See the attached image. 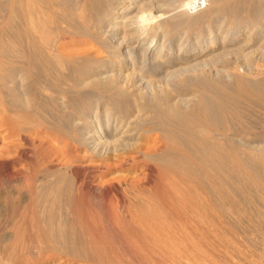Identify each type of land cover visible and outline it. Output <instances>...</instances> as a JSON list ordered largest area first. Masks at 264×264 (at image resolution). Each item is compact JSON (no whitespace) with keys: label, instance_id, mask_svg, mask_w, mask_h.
Instances as JSON below:
<instances>
[{"label":"bare ground","instance_id":"6f19581e","mask_svg":"<svg viewBox=\"0 0 264 264\" xmlns=\"http://www.w3.org/2000/svg\"><path fill=\"white\" fill-rule=\"evenodd\" d=\"M1 11L0 185H10L6 196L18 217L37 216L42 228L33 231L51 252L111 262L104 247L95 259L85 255L74 230L97 227L84 215L92 204L114 208L113 193L115 208L125 209L120 179L106 176L139 159L176 179L182 190L172 196L182 209L264 228V127L246 128L240 110L245 102L264 105V0H0ZM79 38L94 42L92 55L68 50ZM133 112L147 116L130 120ZM18 161L22 173L14 170ZM24 186L21 202L12 188ZM16 232L2 248L6 257L24 239Z\"/></svg>","mask_w":264,"mask_h":264},{"label":"rangeland","instance_id":"374dc122","mask_svg":"<svg viewBox=\"0 0 264 264\" xmlns=\"http://www.w3.org/2000/svg\"><path fill=\"white\" fill-rule=\"evenodd\" d=\"M3 13L4 12H2V11L0 12L1 18L4 17L5 13L4 14ZM77 40H78L77 43L73 44L72 46H70L68 48L69 51H72L73 53H77V54H78V52H80L79 56H83V55L84 56H90L91 52L93 54L94 48L92 45H94V42H92V44H91L90 41H87V40L82 39V38H79ZM87 43L91 44V46ZM82 52L83 53L85 52V54H83ZM81 53H82V55H81ZM97 55L98 56L100 55L99 57L108 56L106 54V52L104 53V50H102V51L99 50V54H97ZM247 103L249 104V102H247ZM247 103L245 102V103L241 104V108H240V110L242 109L241 114L243 116L242 122H243L244 126L245 127L247 126L246 128H248V129L251 128V130L259 128L260 126L264 127V123H263V121H264L263 120L264 119V115H263L264 114V105L261 103H260L261 104L260 105L259 102H256V104L255 103L253 104L250 102L249 105ZM242 105H243V107H242ZM244 105L245 106L247 105L248 107H250V109L247 108V106L245 107ZM252 105H256V106L253 107ZM258 105L263 106V107H260V106L258 107ZM246 109H248V110H246ZM243 110H244V115H243ZM136 114H137V117H139V118L141 117V114L133 112L130 120L131 119L134 120V118H135L134 116H136ZM138 115H140V116H138ZM143 115L147 116V114H145V113H143ZM143 115H142V117H143ZM244 120H245V122H244ZM258 123H259V126H258ZM261 123H263V124H261ZM256 124H257V126H256ZM248 125H250V126H248ZM235 128H236V126L233 127L234 130L232 129V132H235L236 130L239 129V128L238 129L236 128V130H235ZM256 133H259V132H256ZM126 155L131 156V157L135 156V154H132V153H128ZM104 162H105V164H110L113 161L105 160ZM23 163H24L23 161H18V163L15 164L14 170H16V171L17 170L18 171L23 170L25 167V163L24 164ZM23 165H24V167H22ZM147 166L151 167L152 172H149ZM156 167L157 166L151 162H146V161H143L142 159H139L137 164H132V163L123 164L121 169L119 168L118 173H114L115 171L113 170L112 173H110L106 176V180H109L111 182H113L112 180H115V179L119 180L120 179L121 186H122L121 193H122L123 199L125 201V202L123 201L122 204L125 205V209L122 211L120 209L115 208L116 200H114V199L118 198L117 196H115V193H113L112 195L110 194L111 196H109V197L112 200L110 199L108 201L109 202L108 204H110V207H114V208H110L107 213H106L107 210L105 212L104 211L102 212L101 209L95 208L94 204L91 205V208L93 207L91 210L92 212L89 211L87 215H84V219L90 223L98 222L99 224L97 223V225H96L97 227H94V226H92V227H77L76 230H74L75 244L78 247L82 248L81 249L82 252H83V250H84V253L86 252L85 255H90L89 257H93L95 259L99 255L98 248L104 247L105 250L108 252L107 253L108 258L110 260L112 259L113 261L117 260V262L119 260V262L121 264H165V262H166V264H170V263L175 264L174 260L176 262V259L178 257H179V259H177V260L179 262L181 260L180 263H182V264H190V262H191V264H193V263L194 264H198V263L200 264V262H202L201 264H259V263H257V261L261 262L260 264L264 263L263 259L260 261L258 260V259H261L262 255H263L262 258H264V252H263L264 251V244H263L264 243V239H263L264 228L260 229L258 227H255L251 222L249 223L248 219H246V218L241 219L240 217H237L235 215L232 216L231 214L230 215H227V214H218L217 215L214 213V210L210 211L208 214H205V215H202V214L200 215L199 210H197V211L195 210V212H194V210L193 211L191 210L192 213L194 212L193 214L196 213L195 216L192 215L191 211H187L188 209L187 210L184 208L182 209L183 206L181 207V205H183V203H182L183 201L177 200V198L174 201V198H175V197H173V196H175L174 193L176 194L177 190L180 188L179 186L176 187V185H177V183L175 181L176 179L171 176V177H169V180H168V177L165 174H164V177H163V174L159 175V171L157 170L158 167L157 168ZM21 173H22V171H21ZM114 175H116V176H114ZM19 177L21 179H19ZM17 179H18L17 181H19V183L22 182V175L20 173L17 176ZM162 179H163V181H162ZM164 179H167V180H164ZM167 181H168V183L169 182L170 183L167 184ZM171 183H173V185ZM174 184H175V186H174ZM168 185L169 186L172 185L171 188H173V191H172V189L167 190L169 188ZM0 186H1V188H0V238H1L0 239V252H1V254L3 253L2 255H0V264H97L96 262H91V261L81 262L76 257H74V258L70 257V256L64 257L63 255H61L57 252H53V251L51 252L52 247L49 246L51 244V242L50 243L48 242V245L45 246L47 244V241H44L43 239H41L40 234L38 233V235H37V233H36L37 227L39 226V225L34 224V223H36L35 220L37 219L36 218L37 216L34 217L35 220H33L34 218L31 219V214L29 215L30 217L27 214H23L24 217L23 216L18 217L22 213H19V212H15L16 214L14 213V211L12 209L13 205L11 204L10 199L6 196V195H8V191L11 190V187H9L10 185L7 187H5L6 185H0ZM8 187H9V189H8ZM163 187H165V188L163 189ZM174 187L177 189H175ZM12 190H13V192L17 193L18 195L21 193L20 194L21 195L20 201L23 202L24 201L23 196L26 195L25 186L20 188V190L18 187H17V189L12 188ZM179 190L181 191L182 189L180 188ZM164 191L168 192V194H169L168 197H167L166 193L164 194ZM169 191L171 193L172 192H174V193H172L170 195ZM99 197H101V195ZM170 197H172V198H170ZM36 199H38L37 201L39 202V198H36ZM177 201H178V203H177ZM257 202H258L257 204L260 203L258 200H257ZM90 204H91V202H90ZM111 204L113 206H111ZM11 209H12L13 213H12ZM144 210L148 211L149 215H147L148 213L146 214L144 212ZM143 212L146 215H143ZM186 212H188V215ZM189 213L191 215H189ZM33 216H35V215H32V217ZM200 216H201V218H199ZM207 216L213 217V218H209V217L206 218ZM56 217H58V216H56ZM195 217L200 219V221L198 219H195ZM203 217H205L206 219ZM219 217L220 218L224 217L223 218L224 220L220 219ZM106 219L108 221H106ZM194 219L196 222L194 221ZM204 219L207 221H202ZM21 220H24V221L22 222ZM29 220H31V221H29ZM32 220L35 222H33ZM197 220L199 223L197 222ZM208 220H209V222H211V224H208ZM213 220H214V222H212ZM245 220H247V221L245 222ZM13 221L18 222V226H17L16 222H13ZM220 221L222 222V224H220L221 223ZM227 221H230V222H227ZM201 222H202V224H200ZM214 223H216L217 225L216 224L214 225ZM240 224L242 227L240 226ZM15 225H16V227H15ZM20 225H21V227H20ZM203 226L204 227L206 226V227L203 229ZM247 226L249 227V229L251 227V229L248 230ZM197 227H201L202 230L200 228L198 229ZM225 227H227V228H225ZM229 227H231V229ZM38 228L40 230V228H42V227H38ZM208 228L209 229L211 228V230L213 232L214 231L215 232L214 233L211 232V230H209ZM236 229H238V230H236ZM15 230L16 231L19 230V232H24V233H22L23 235L25 234L23 237L24 239H21V241L16 240V242H17L16 244L18 245L15 248L16 251L13 250L14 253L12 255L7 254V257H6V255L4 254V249H2V248L4 246L5 247L8 246L9 243L12 242V240H14L13 238L18 237V233ZM33 230H35L36 232H34ZM244 231H245V233H244ZM249 231L254 233V235H252V233H250ZM259 232H261V233H259ZM34 233H36L37 236H35ZM232 233H233V235H232ZM249 233H250V235H249ZM245 234H247L246 235V236H248L247 238L245 237ZM256 235L257 236L260 235V237L262 236L261 239L259 237L257 238ZM38 236H40L39 237L40 239L37 238ZM239 236H241V237H239ZM254 236H256V237H254ZM222 237L226 240H224ZM252 238H256V239H253L251 241ZM244 239L245 240L248 239V240L245 241ZM257 240H260V241H257ZM43 241L46 243H44ZM224 241H226V242H224ZM5 242H6V244H5ZM258 242L259 243L263 242V243L259 244ZM173 243H175L177 245H175ZM242 243H243V245H242ZM194 244H195V246H193ZM196 244H198V245H196ZM210 244H211V246H210ZM212 244L215 246L216 250H215V248H213ZM1 245H2V247H1ZM256 245H258V247ZM260 245H262V246H260ZM181 246H182V249H181ZM196 246H198V247H196ZM232 246L233 247L236 246V247L233 248ZM237 246L241 249V251L239 249L240 253L238 252ZM20 247H21V250H18V252H17V249ZM48 247H50V248H48ZM176 247L178 248L177 250L180 249L181 251L180 250H179L180 252L177 251ZM210 247H212V248H210ZM249 247H251V248H249ZM259 247H262V251H261V248H259ZM187 248H189V251ZM196 248H199V250L198 249L197 250L202 252L200 254L201 256L199 255L198 251L195 252ZM235 248H236V250H235ZM247 248H248V250H247ZM168 249H169V251H168ZM170 249H171V251H170ZM185 249L188 251V254H191V253L192 254L190 256H188V254L186 255ZM190 249H192L191 252H190ZM251 249H253V250H251ZM166 250L168 251V253ZM212 250H215V251H213V253H212ZM187 251H186V253H187ZM204 251H205L206 255L204 254ZM250 251H251V253H250ZM169 252H171L172 254L170 255ZM208 252H210V253H208ZM252 252H254V253H252ZM165 253H166V255H165ZM195 253L197 256H195ZM207 253L209 255L213 254L211 256L212 258H214V257H218V258H214V262H213V260L211 258H209L210 256ZM223 253H224V255L226 254L225 255L226 258L224 257ZM245 253L247 255H245ZM249 253L255 254L254 257L252 258L253 255L252 256L248 255ZM259 253H262V254L260 255ZM182 254L185 257V259H187L188 261H186L184 259V257L181 258ZM214 254H216V255H214ZM258 254H259V257H258ZM178 255H180V256H178ZM241 255H242V258H244V259L248 258V259L243 261V259L241 258ZM166 256H168L169 259H168V257L166 258ZM171 256L172 257L175 256V257L173 259H171ZM204 256L206 257V260H205ZM220 256H221V258H220ZM245 256H246V258H245ZM163 257H165L166 261ZM188 257H191L192 261ZM194 257L197 258V260L193 259ZM201 257H204L205 261L202 260L203 258H201ZM235 257H236V259H235ZM209 259L211 260L210 262H209ZM216 259L217 260L219 259V260L215 262ZM112 260H111V262H113ZM194 260L196 263L194 262ZM253 260H255V261H253ZM169 261H170V263H169ZM111 262H109V263L113 264ZM109 263L106 262L105 264H109Z\"/></svg>","mask_w":264,"mask_h":264}]
</instances>
